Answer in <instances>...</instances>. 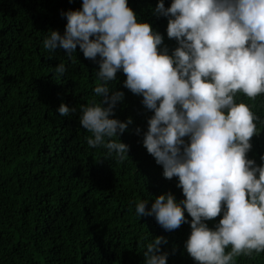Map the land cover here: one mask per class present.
<instances>
[{
  "label": "clouds",
  "instance_id": "1",
  "mask_svg": "<svg viewBox=\"0 0 264 264\" xmlns=\"http://www.w3.org/2000/svg\"><path fill=\"white\" fill-rule=\"evenodd\" d=\"M155 12L168 17L167 36L178 44L171 54L128 0H82L80 9L62 13L63 34L50 30L43 47L71 58L78 46L98 63L95 98L80 106L79 122L91 134L88 146L106 150L100 159L119 162L129 158L118 137L131 119L114 118L124 92H110L109 82L122 70L124 87L154 113L143 146L165 178H178L184 196L160 194L150 210L139 200L137 217L154 216L169 232L190 223L185 249L197 264H236L264 252V155L260 165L247 156L261 130L253 108L264 95V0H171L169 7L157 0ZM54 70L59 78L67 69L61 62ZM76 111L58 108L61 117ZM221 213L210 228L205 221ZM164 243L156 236L146 244L144 264H167Z\"/></svg>",
  "mask_w": 264,
  "mask_h": 264
},
{
  "label": "trees",
  "instance_id": "2",
  "mask_svg": "<svg viewBox=\"0 0 264 264\" xmlns=\"http://www.w3.org/2000/svg\"><path fill=\"white\" fill-rule=\"evenodd\" d=\"M128 4L163 36L161 47L171 54L178 44L167 36L168 17L155 12L157 0ZM81 6L82 0H0V264H144L145 246L156 236L167 240L160 246L167 264H197L185 249L190 223L169 232L154 216L135 213L139 200L150 210L160 194L184 199L178 178H165L143 146L154 113L142 96L124 87L122 70L109 82L110 92H124L114 118L131 119L118 137L129 146V158L100 159L106 150L88 146L91 134L79 122L80 106L95 98L98 63L78 46L71 58L63 48L50 53L43 47L50 30L63 34L62 13ZM61 62L67 70L58 78L54 69ZM238 99L251 103L243 94ZM61 103L77 111L61 117ZM253 111L261 130L247 156L260 165L264 95ZM222 215L205 222L214 228ZM236 264H264V252L238 257Z\"/></svg>",
  "mask_w": 264,
  "mask_h": 264
}]
</instances>
